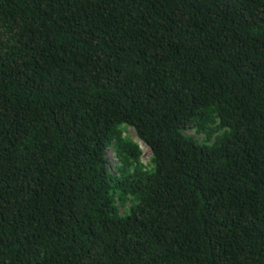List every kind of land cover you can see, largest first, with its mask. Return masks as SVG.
<instances>
[{"label":"trees","instance_id":"trees-1","mask_svg":"<svg viewBox=\"0 0 264 264\" xmlns=\"http://www.w3.org/2000/svg\"><path fill=\"white\" fill-rule=\"evenodd\" d=\"M0 264H264V0H0Z\"/></svg>","mask_w":264,"mask_h":264},{"label":"rangeland","instance_id":"rangeland-1","mask_svg":"<svg viewBox=\"0 0 264 264\" xmlns=\"http://www.w3.org/2000/svg\"><path fill=\"white\" fill-rule=\"evenodd\" d=\"M186 134L190 137L197 139L200 143H203L206 141L205 134H198L195 131L188 132ZM123 137L128 138L132 142L139 145L140 150L142 151V156H141L142 164L144 165L145 169L151 170L153 168L151 164L153 154L151 150L145 144L140 142V140L137 137L136 132L132 128L126 127L124 128ZM115 153H116L115 150L111 148L108 151V160H109V168H110L111 173L117 175L116 168L117 166L120 165V162L118 161V158L116 157ZM128 209H129V205H126L123 208H121V214L125 215L128 212Z\"/></svg>","mask_w":264,"mask_h":264}]
</instances>
